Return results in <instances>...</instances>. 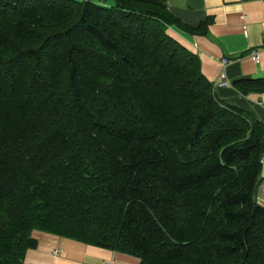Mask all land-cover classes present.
<instances>
[{
  "label": "trees",
  "instance_id": "16d2710c",
  "mask_svg": "<svg viewBox=\"0 0 264 264\" xmlns=\"http://www.w3.org/2000/svg\"><path fill=\"white\" fill-rule=\"evenodd\" d=\"M172 26L206 31L166 0H0V264L35 230L139 264H264V123Z\"/></svg>",
  "mask_w": 264,
  "mask_h": 264
},
{
  "label": "crops",
  "instance_id": "0c3cea01",
  "mask_svg": "<svg viewBox=\"0 0 264 264\" xmlns=\"http://www.w3.org/2000/svg\"><path fill=\"white\" fill-rule=\"evenodd\" d=\"M169 9L185 24H206L203 34L172 26L168 33L200 59L201 71L213 84L222 59L229 87H215L226 102L250 111L264 123V93L242 95L233 82L245 77H264V0H166ZM253 50L260 61L251 59ZM256 199L264 206V164ZM36 246L29 248L19 264H139L138 257L35 230ZM59 250L56 254L54 251Z\"/></svg>",
  "mask_w": 264,
  "mask_h": 264
},
{
  "label": "built area",
  "instance_id": "2783aa9c",
  "mask_svg": "<svg viewBox=\"0 0 264 264\" xmlns=\"http://www.w3.org/2000/svg\"><path fill=\"white\" fill-rule=\"evenodd\" d=\"M251 59L255 62L260 61V52L258 50H253L251 53ZM228 63V59L224 58L221 61L222 68L221 71L217 77V79L214 82V87H229L231 85L230 80L227 78L226 72H225V66ZM262 165L264 164V155L262 156L261 159ZM56 254L59 252V250L54 251ZM112 262H107L105 264H111Z\"/></svg>",
  "mask_w": 264,
  "mask_h": 264
},
{
  "label": "rangeland",
  "instance_id": "374dc122",
  "mask_svg": "<svg viewBox=\"0 0 264 264\" xmlns=\"http://www.w3.org/2000/svg\"><path fill=\"white\" fill-rule=\"evenodd\" d=\"M93 1H95L97 3H104L106 5L112 4V0H93Z\"/></svg>",
  "mask_w": 264,
  "mask_h": 264
}]
</instances>
